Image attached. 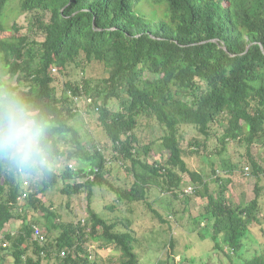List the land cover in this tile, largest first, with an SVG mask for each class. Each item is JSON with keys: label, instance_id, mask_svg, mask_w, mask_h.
<instances>
[{"label": "trees", "instance_id": "16d2710c", "mask_svg": "<svg viewBox=\"0 0 264 264\" xmlns=\"http://www.w3.org/2000/svg\"><path fill=\"white\" fill-rule=\"evenodd\" d=\"M7 96L41 119L50 164L22 172L0 159V231L16 217L23 175L44 195L63 181L59 193L70 200L86 193L89 202L82 222L60 223L30 193L28 207L60 233L40 239L36 220L24 222L16 236L2 237L0 264L9 256L10 264H99L94 240L120 250V264H143L133 220L151 213L168 223L171 251L174 219L192 197L205 203L191 220L201 240L211 224L209 252L223 250L222 264H264V0H0V97ZM94 121L106 139L91 145ZM231 143L243 151L237 159L228 156ZM191 158L211 159V177ZM249 165L255 194L235 202L232 176ZM102 187L113 195L105 207L123 208L125 219L95 210Z\"/></svg>", "mask_w": 264, "mask_h": 264}, {"label": "rangeland", "instance_id": "374dc122", "mask_svg": "<svg viewBox=\"0 0 264 264\" xmlns=\"http://www.w3.org/2000/svg\"><path fill=\"white\" fill-rule=\"evenodd\" d=\"M20 22H25L24 16L21 17ZM81 122L86 125H83ZM81 122H79L80 126H87V120ZM96 123L97 121H94L93 123L89 124L90 128L88 131L89 133L87 140L91 145H94V143L99 140L104 141L106 139L104 133H102L101 129L99 128L100 126ZM240 152H243L241 148H239L235 143H231L229 155H227L237 159L240 157ZM159 157L161 156L159 155ZM152 160L154 161V158H152ZM75 162L79 164L75 160L71 163L75 164ZM190 162H192L193 167H196L199 170L201 169V172L206 178L211 177L213 171L211 159L207 160L206 158H191ZM78 166L75 164L76 168ZM239 166L242 165L239 164ZM64 167V163H61L59 165V169ZM249 167L250 169L247 167L245 172L238 170L232 176V181L229 185V191L227 193L235 202L239 201L242 198L250 200L255 194V177L252 175V166L249 165ZM117 173L118 172H116L115 174ZM120 174L121 176H123V172H121ZM224 178H228L227 175H225ZM23 182L24 192L19 197L17 207L14 206L16 217L14 218L13 216L12 218H10V221L6 225L5 232L11 231L16 233V231H18L23 226L24 222L28 223L30 222V220H36V223L34 224L36 228V237L43 239V236H45L46 234L45 232H47V237L52 240L55 239V237L60 233L55 229L53 231L54 233L49 232L46 228L47 224L45 225L44 222L40 219L41 213L37 212L38 210H36L35 207H28L27 203L30 201V193L36 195V199L41 200L46 204V206L51 207L52 210H56L57 218L55 220L59 221L60 223H80L84 220V218L86 219L87 205L89 202L86 193L77 196L75 195L70 200L67 194L59 193L60 191L58 192V189L61 190L64 186L63 181H60L55 191H52L46 195H44V193L40 191V188L37 186L38 181L35 178L28 175H23ZM262 183L264 184V178L262 180ZM210 184L211 188L213 189V187H215V182L211 181ZM189 185L193 184L189 183L186 187H188ZM151 198H159V200H162V196H157L154 193H151ZM112 199L113 195L108 188H98L95 195L96 203L95 205L93 204V206H96L97 208L95 207V210L107 220L119 221L122 218L125 219L127 213L123 208L118 209L116 212L114 211L115 213H113L109 208L105 207V204L110 203ZM69 200L71 201V204L68 207L67 204ZM262 202L264 204V198ZM204 204L205 203L202 198L192 197L190 201V210L186 213L184 212L176 214L177 216L174 219V230L176 229L178 238V245L175 246L176 250L175 248H173V250L171 251L169 250V248L165 249V244L168 241L167 239H169L171 236L168 223H161L158 221L159 219H156L157 221L154 222V219H150L152 218L151 213H148L146 215L148 217H137L136 219H134L132 228L137 232V239L139 240L137 243V250L140 254L141 262L143 264H157L159 260H161L163 264H182V261L180 262V260L183 259L185 260L186 264H222V260L224 257L223 250L216 248L214 249V251L209 252L211 247L214 246V242L209 236L212 231L211 224L203 228V232L207 234V237L203 240H201V238H199L197 233L193 230L194 224L192 223L191 216L198 215L199 211L201 210V206ZM174 206V209L177 211H182L184 208V204L178 201L175 202ZM138 209H141L142 211V207H139ZM31 211L35 212V217L33 218H30V216L27 215ZM152 225H154V229H151ZM2 235H4V233H0V242H4L2 239ZM88 245L92 260L96 261L99 264H120V262L122 261V252L114 246H102L104 245V243H101L99 241L97 242L95 240L89 241ZM255 247L256 245H250L248 246L249 250H247V248L246 250L248 252H250V250L254 251ZM168 251L170 252L171 258H165L168 254ZM247 251L244 253V256L248 255ZM3 253L8 254V251L3 249ZM193 258L195 259L194 262L191 260ZM13 262L14 258L12 256H9V258L7 259V264Z\"/></svg>", "mask_w": 264, "mask_h": 264}, {"label": "clouds", "instance_id": "9594fccd", "mask_svg": "<svg viewBox=\"0 0 264 264\" xmlns=\"http://www.w3.org/2000/svg\"><path fill=\"white\" fill-rule=\"evenodd\" d=\"M0 159L22 172L46 171L50 164L45 126L32 108L12 96L0 97ZM11 212L16 214L14 205ZM5 230L0 233H9Z\"/></svg>", "mask_w": 264, "mask_h": 264}]
</instances>
